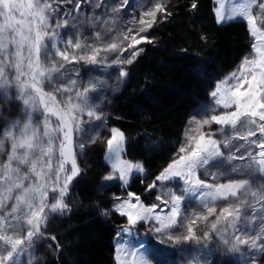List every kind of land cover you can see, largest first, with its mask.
I'll return each instance as SVG.
<instances>
[{"label":"snow or ice","instance_id":"1","mask_svg":"<svg viewBox=\"0 0 264 264\" xmlns=\"http://www.w3.org/2000/svg\"><path fill=\"white\" fill-rule=\"evenodd\" d=\"M215 3L217 24H246L251 51L211 91L212 107L193 115L174 158L147 185L159 203L114 195L111 211L126 218L116 264H181L177 256L210 264L213 246L238 254L234 264H264V0H241L232 12ZM168 8L167 0H0V264H50L49 255L62 253L50 219L71 212L73 186L98 142L107 162L98 190L144 172L123 158L122 131L97 132L103 112L93 94L105 85L83 81L77 66L111 67L118 86L129 75L123 65L143 51L137 46L153 42L145 34L172 16ZM16 109L19 118L8 119ZM141 222L165 247L124 239ZM190 242L197 247H177Z\"/></svg>","mask_w":264,"mask_h":264},{"label":"trees","instance_id":"2","mask_svg":"<svg viewBox=\"0 0 264 264\" xmlns=\"http://www.w3.org/2000/svg\"><path fill=\"white\" fill-rule=\"evenodd\" d=\"M192 2L173 0L168 8L172 16L152 30L153 42L145 45L124 79L129 87L112 98L104 117L107 126L113 124L126 134V159L137 157L152 179L176 150L191 110L249 47L242 22L218 25L211 0H195L197 10L190 9ZM101 147H94L82 178L73 186L71 212L56 216L58 228L51 233L58 236L62 253L49 255L50 264H115V229L124 220L101 215L107 202L94 193L93 185L106 169ZM135 186L141 188L139 182ZM46 249L47 244H41L37 254L44 255Z\"/></svg>","mask_w":264,"mask_h":264},{"label":"rangeland","instance_id":"3","mask_svg":"<svg viewBox=\"0 0 264 264\" xmlns=\"http://www.w3.org/2000/svg\"><path fill=\"white\" fill-rule=\"evenodd\" d=\"M110 2H115V0H110ZM132 2L134 4H140L143 3L145 5H151V3L154 2V0H132ZM173 2V0H167V4L171 5V3ZM239 2H241V0H221V3L223 4V10L227 11V12H232L234 5L238 4ZM212 3V11L214 14V7L215 8H219L221 6L220 3H215V0H211ZM89 11H91L89 9ZM142 11V9L137 6L135 9V16H139L140 12ZM215 16V15H214ZM132 18V14H130L129 16L126 17V19H131ZM234 21H240L239 18H234L231 20L226 21L223 24H218V25H224L227 24L229 22H234ZM241 22V21H240ZM244 24V28L245 31H247L248 34V38H249V47L247 49V51L242 55L239 63L226 75H224L216 84L215 86L224 81L226 78H228L234 71H236L238 69V67L240 66L243 58L251 51L250 45L252 43V39L250 38L249 32L246 28V24L244 22H242ZM128 26H132V25H128ZM156 26V25H155ZM155 26L149 30V33H146L145 35H149L152 38V30L155 28ZM148 44L146 42L141 43L140 45H138L137 47L139 48H144L145 45ZM130 51L125 53V55H130ZM142 55V51L140 52V54L136 57L134 63L132 65H123V67L128 71V73H130V69L134 66L136 60ZM111 58V57H110ZM80 69V77L82 78L83 81H88L90 79H96L98 81L103 82V84L105 85L103 88L98 89L97 93H94V102L98 104V107L102 110L103 112V121L99 122L100 123V127L97 129V132L101 135V137H107L110 134V129L115 127L113 124H111L110 126H107V122L105 117V114L107 111H109V106L111 105V100L112 98L117 95L118 93H123L127 90V88L129 87V82H127V80H123L118 86H117V82H116V76L118 73H116L113 68L109 67V68H101V67H94V66H88V65H84V66H77ZM127 79V78H126ZM124 83H126L125 85H123ZM215 86H213L207 94L206 99H203L199 104H197V106L191 110V112L188 115L187 121L185 123L184 129L181 132L179 138H178V143L176 145V150L173 152V154L171 155L169 161L166 163V165L174 158V155L177 153L179 147L181 146V144L184 142L185 140V132L188 130V126H189V122L191 120V118L193 117V115L195 113H197L198 111H203L205 106H208L209 108L212 107V98L210 96L211 91L214 90ZM19 118V109L15 110V114L8 117V119L13 120V119H17ZM40 117L37 114V120H39ZM4 127L3 123L0 122V130H2ZM217 126L216 125H212V128L215 129ZM117 128V127H115ZM126 136V134H125ZM127 136H126V143H125V155H124V159H126V145H127ZM100 146H102L101 148H104V152H105V145L102 142H98L96 145H94L95 148H99ZM10 147V145H9ZM6 159V157H4ZM137 159V157H134L133 160L131 159H127L133 163H140L139 161H135ZM90 160V159H89ZM104 165H106V160H105V154H104ZM165 165V166H166ZM143 166V165H142ZM87 168V167H86ZM144 168V167H143ZM150 178V179H149ZM154 179H152L151 177H149L147 175V171L144 169L143 173H133L132 175V179L129 183V185L127 186H121V184L119 182H115L114 186L107 188V190H98L97 189V185L99 183H95L93 186L95 187V191L94 193L97 192L98 195L105 197V202H107V205H102V207L104 209H108V214L111 213V215H116V216H120L118 213H115L113 211H111L112 209V205L114 202V195H118L120 196L122 199H127L128 198V193L132 192L136 195H138L141 200L143 201V203L145 204V206H151L152 203H159L157 201H155V194L153 193L152 195H149L145 189L147 188V185L152 183ZM136 182H139V184L141 185V188L143 189H139L136 190ZM139 191H142L141 193H139ZM70 203V200L68 201ZM98 206V205H97ZM100 207V208H102ZM102 212L104 210H101ZM60 214H55V218L54 219H50V223L48 226V230L51 233L54 229L58 228L57 226V217ZM102 215V214H101ZM122 217V216H121ZM123 218V224L118 226L115 229V236L113 239V247H114V263L116 264V245H115V238H116V232L118 229H120L121 227H123L126 224V218ZM199 235L203 234V229L201 228L200 232L198 233ZM124 239L127 240H143V239H147L149 241V243H151L153 246H158V247H165V245L160 244L159 243V234L153 233L151 231H149V225L147 223L141 222L140 224L137 225V227L133 230V234L132 236H126L124 237ZM166 239V237H165ZM171 244V242H169V245ZM177 247H197L194 242H190L188 244H184V245H180ZM212 251L214 253V255L210 258V264H234V261L236 260V257L238 254H233V253H229L226 250L220 249V248H216L215 246H213ZM128 259H130V257H127ZM177 259L181 261V264H187V260L177 256ZM25 264H27L26 262V258H25ZM203 264V262H202Z\"/></svg>","mask_w":264,"mask_h":264}]
</instances>
